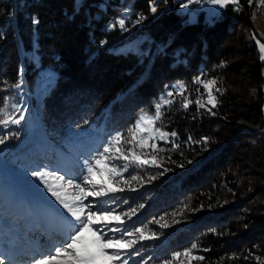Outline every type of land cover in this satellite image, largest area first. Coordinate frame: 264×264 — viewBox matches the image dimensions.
<instances>
[{
    "label": "trees",
    "instance_id": "trees-1",
    "mask_svg": "<svg viewBox=\"0 0 264 264\" xmlns=\"http://www.w3.org/2000/svg\"><path fill=\"white\" fill-rule=\"evenodd\" d=\"M117 1L0 0V108L6 107L7 116L14 119L23 114L37 121L36 128L26 134L24 119L19 124L0 125V138L8 137L0 145V160L30 171L69 172L81 151L80 143L90 142L97 134L103 138L120 132L124 137L140 112L155 114L161 97L170 99V104L162 105L157 123L176 135L155 141V152L150 148L143 152L148 159L155 155L156 164H132L122 176L124 179L129 172L147 167L164 173L138 193L123 188L102 197L112 201L114 210L122 215L124 224L115 222L122 231L144 228L146 234H157L128 251L146 264H164L166 260L172 264H264L260 260L264 244L256 243L264 231V196L262 212L250 218L259 225L244 232H238L232 220L239 213L237 205L217 207V202H212L220 198L222 188L231 185L225 177L226 164L235 152L231 138L239 141L247 137L243 128L250 127L241 121H250L254 134H264L263 61L261 65L246 62L244 70L254 89V100L244 103V109L233 107L227 113L218 107L216 97H223L226 105L233 104V97L218 80L234 46L241 45L242 54L256 49L258 41L246 20L248 0L228 3L211 22L205 20L202 9L189 20L186 10L177 9L178 1L165 0L168 7L154 17L163 19L162 26L138 52L114 49L116 43L143 30L142 25L119 35V26L110 28L114 17L110 7ZM132 1L128 15L137 19L149 0ZM18 5L29 10L32 35L19 34L24 22L17 14ZM240 21L247 30L241 42L233 28ZM187 37L192 38L191 47L184 52L180 40ZM39 67H49L53 74L43 79L37 76ZM197 77L216 81L214 107L207 103L208 93ZM178 83L185 85L183 95L173 87ZM185 97L190 101L187 108L183 107ZM4 118L5 113H0V119ZM218 125H229L233 134L230 140L208 148V134ZM123 146L125 150L130 144ZM110 161L116 166L115 160ZM119 184L114 186L121 188ZM131 209H136L135 215H125ZM245 238L248 241L241 243ZM185 249L191 251L190 256L183 255ZM174 253L181 255L174 258Z\"/></svg>",
    "mask_w": 264,
    "mask_h": 264
},
{
    "label": "rangeland",
    "instance_id": "rangeland-1",
    "mask_svg": "<svg viewBox=\"0 0 264 264\" xmlns=\"http://www.w3.org/2000/svg\"><path fill=\"white\" fill-rule=\"evenodd\" d=\"M78 1V0H76ZM178 1L179 5L178 10L187 12V19L193 20L195 16V11L202 9L204 11L205 20L211 22L213 17L217 16L222 9L220 5H214L210 3L201 2L188 3V0H173V2ZM254 2V1H253ZM187 5L182 8L181 5ZM249 4V0H248ZM254 4V3H253ZM152 6H155L157 11L153 13L151 11ZM133 7L132 0H118L115 2L110 9L114 14L112 24L110 28L114 25L119 26L117 21L119 19L125 20V29L119 32L121 34H129L132 30H139L143 25L142 31H137L132 37H129L126 41L122 43H116L114 46L115 50H131L138 52L140 50V45L144 42L150 40L152 33L158 27L162 26L163 19L154 20V17L164 8L168 7V4L165 0H149L146 6L143 8V15H136L137 19H131L128 15V10ZM17 14L20 19L24 22L23 27L20 29L19 34L23 35H32V27L30 21L29 10L24 5H18ZM248 11L246 15L247 25L248 23ZM140 17H143L141 20ZM254 27L261 38L264 39V20L259 18L254 14V9L252 5L251 10V21ZM139 22L137 23V21ZM244 21H240L234 24V36L237 37L240 42L244 39L245 35L247 37V30L242 26ZM251 31V29H250ZM245 34L244 36H241ZM118 35L112 37L113 41H117ZM190 39V40H189ZM258 41L256 43V49L247 54L241 53V45H235L232 52L229 53L228 61H225V67L221 70V74L218 80V84L225 88L230 95L233 97V104L226 105V100L219 95H216L217 87L213 88V95H216L218 98L217 103L220 109L224 110L227 113L231 112V108H236L237 110L244 109V103L254 100V89L250 85V79L248 74L245 72L244 68L246 67V62H251L256 65H261L260 61L264 62V59H261V56L264 55L260 51V44L262 43L256 37ZM191 37L180 40L181 46L186 52L189 47H191ZM29 55L30 53L27 52ZM34 62L36 61L35 53L32 54ZM264 68V66H263ZM53 71L49 67H39L37 69V76L45 78L47 75H52ZM217 85V84H216ZM42 85H39L35 89H39ZM207 93V91H206ZM208 103V96H207ZM209 104V103H208ZM211 106V104H210ZM142 113L140 112L135 118L132 126L135 124V121L139 118ZM150 114V113H148ZM154 115V114H150ZM263 115H264V106H263ZM242 125L250 126L249 129H244L247 131V137H243L241 140L232 141L233 129L228 125H218L213 128L212 132L208 134L209 143L208 148H214L219 145L220 142L226 141V139L231 138L232 144L235 145V152L233 159L226 164L225 177L229 181V184L226 188L221 189L220 198L217 200H212V202H217L216 206H226L229 204L237 205V210L239 211L232 220L235 221L236 227L239 228L238 232H244L247 229L254 228L259 223L256 221H251L250 218L255 213H260L263 210L261 205L262 197L264 196V143L261 139L264 140V134L260 131H253L250 121H241ZM37 126V121L32 120L31 118L25 117L23 120V127L25 134L32 132ZM255 126V125H252ZM155 127L161 128L156 122ZM129 129V128H128ZM128 129L125 131L124 138H129ZM162 129V128H161ZM255 129V127H254ZM166 132L164 129H162ZM256 130V129H255ZM249 132V133H248ZM252 132V134L250 133ZM168 133V132H166ZM170 132L168 133L167 139H171L173 136ZM147 135V133H145ZM114 137V134H106L105 137H101L100 134H97L90 137V142L80 143L81 151L75 157V164L73 165V170L66 172L69 175H65V172H59L58 175H64L65 179L75 178V182L81 184V187H85L86 191H93L91 185H86L83 183L84 177L87 175V165L88 163L94 162L99 158L100 153L103 152L104 147L107 146L111 139ZM93 138V139H92ZM92 139V140H91ZM167 139L163 140L166 141ZM161 140L159 138L156 139ZM93 142V143H91ZM151 142V141H150ZM127 144V143H124ZM126 147V145H124ZM123 146V149L125 148ZM133 145L130 144L129 148H132ZM127 148V149H129ZM127 149L125 153L127 154ZM137 149V150H136ZM137 152H145L147 149L136 148ZM108 155H113L109 153ZM143 158V157H142ZM115 160L117 168H123L125 161L123 159H112ZM0 165V240L3 241L4 245H9L7 250H3L5 253H8V250L15 249L13 256H18L16 261H26L31 255L34 247L46 248L49 244L50 235L55 233L58 235L59 231L62 230L63 224L59 219L58 215L53 211L52 205L55 206L59 212L63 213L65 216L70 217V214L67 213L63 206L59 204L55 197L48 192L44 184L36 177L31 176V172L26 168H13L12 166L5 163L4 160ZM111 161H109L110 163ZM132 164H129L130 168ZM41 170L40 168L34 170ZM44 171V170H42ZM4 172L6 175H4ZM46 172V171H45ZM52 172V171H49ZM163 170L155 167H147L141 172L132 171L128 173V176L124 180L131 181L130 185H125L123 180H120L121 188H130L133 192L138 193L142 187L146 186L150 180H154L163 174ZM135 176L136 180H131ZM100 179V177H96ZM74 189H68L67 195L74 194ZM128 193H131L129 191ZM105 201V202H104ZM86 204L92 206V211H96V204L101 203L106 205L109 210L114 209L112 201L108 202L104 198L89 196L84 201ZM114 215H117V212H113ZM110 227H118L113 221ZM264 228V227H263ZM46 229H49V237L46 239L44 235L41 237L45 238L40 240L37 238V235L45 234ZM237 233V232H236ZM239 234V233H238ZM109 235H115L117 238L119 236L116 233H109ZM230 236V235H229ZM47 237V236H46ZM231 237V236H230ZM259 241L256 243L260 246L264 244V231H261L258 235ZM248 241L247 238L243 239L241 243ZM38 243V244H37ZM261 250H264L261 248ZM261 254V253H260ZM21 257V259H19ZM24 258V259H23ZM122 259L128 260L129 264H146L141 259H138L134 256L133 252H125ZM264 261V254L260 259ZM6 264L8 260L6 259Z\"/></svg>",
    "mask_w": 264,
    "mask_h": 264
},
{
    "label": "snow or ice",
    "instance_id": "snow-or-ice-1",
    "mask_svg": "<svg viewBox=\"0 0 264 264\" xmlns=\"http://www.w3.org/2000/svg\"><path fill=\"white\" fill-rule=\"evenodd\" d=\"M193 2L199 3L201 0H188V3ZM204 2L223 7L230 2L235 3L237 0H204ZM186 6L184 4L181 5L182 8ZM151 11L155 13L157 11L156 7L152 6ZM140 19L142 20L143 17H140ZM117 23L122 30H126L124 19H119ZM260 51L264 53V44H260ZM261 59H264V55L261 56ZM196 81L203 85V88L208 93V103L214 107L216 98L212 92L216 81H204L199 77L196 78ZM18 86L14 85V87ZM173 87H178L180 94L183 95L185 89L183 83H178V85ZM172 95L173 93H168L169 97ZM171 102L170 99L161 97L160 102L155 105L154 115L142 113L135 121V124L128 129L129 138L125 139L120 132H117L110 143L104 147L99 158L94 162L88 163L87 175L84 177L83 183L91 185L93 191H86L85 187H81V184L75 182V178L65 179L64 175H58L57 173L61 169L52 172L32 171L31 176L38 178L44 184L48 192L56 198L59 204L63 206V209L70 214L71 218L59 212L52 205L53 211L63 224V228L58 235L55 233L50 235L49 244L46 248L34 247L32 255L23 262L12 259L10 255L6 257L3 251V241L0 240V264H6V259L8 264H129L128 260L121 258L122 255L133 249L139 241L155 239L157 234L154 232L150 235L146 234L144 228H135L134 231L124 232L120 227H110L113 221L123 225L124 219L122 215H114V209L109 210L101 203H97L96 211H92V206L84 201L89 196L105 197L109 193L123 191V188L114 185L119 184L120 180H123L125 185H130L131 181L124 180L122 176L129 164L143 166L157 163L155 155L148 159L146 153L137 152L135 149L150 148L155 152L157 150L156 139H167L169 134L161 128L155 127V124L162 115V105L170 104ZM7 103L8 100L6 98V106ZM189 103L190 101L185 97L183 107L187 108ZM197 103L199 104V101ZM200 106L203 107L202 104ZM15 111L19 112L20 109L16 108ZM0 113H5L6 115V118L0 119V125L19 124L24 119L23 114H21L19 119L7 116L6 107L0 108ZM171 135L175 136L176 133L173 132ZM7 139V136L0 138V145H3ZM124 143L133 145L132 148L127 149V154L123 149ZM109 153H113V155H108ZM112 159H123L125 161L123 168L111 166L109 161ZM65 175L69 174L65 173ZM98 176L100 179H96ZM117 177L120 179H116ZM136 179L137 177L135 176L131 178V180ZM68 189H74V194L67 195ZM140 207H143V205ZM135 212L136 209H131L125 215L130 217L135 215ZM156 222L159 223V221ZM161 227H167V224H162ZM109 233H120V237L117 238L115 235H109ZM192 248H196V245L193 244ZM180 255V253L173 254L174 258H178ZM183 255L188 257L191 255V251L185 249ZM197 259H202V257H197ZM164 264H172V261L166 260Z\"/></svg>",
    "mask_w": 264,
    "mask_h": 264
},
{
    "label": "water",
    "instance_id": "water-1",
    "mask_svg": "<svg viewBox=\"0 0 264 264\" xmlns=\"http://www.w3.org/2000/svg\"><path fill=\"white\" fill-rule=\"evenodd\" d=\"M253 1L254 0H249V4H248V23H249V26H250V29H251V32L252 34L254 35V37H256L258 40H260L262 43H264V39L261 38L259 36V34L257 33L252 21H251V10H252V5H253ZM3 162L0 161V165L2 164Z\"/></svg>",
    "mask_w": 264,
    "mask_h": 264
},
{
    "label": "built area",
    "instance_id": "built-area-1",
    "mask_svg": "<svg viewBox=\"0 0 264 264\" xmlns=\"http://www.w3.org/2000/svg\"><path fill=\"white\" fill-rule=\"evenodd\" d=\"M254 14L264 20V0H254Z\"/></svg>",
    "mask_w": 264,
    "mask_h": 264
},
{
    "label": "bare ground",
    "instance_id": "bare-ground-1",
    "mask_svg": "<svg viewBox=\"0 0 264 264\" xmlns=\"http://www.w3.org/2000/svg\"><path fill=\"white\" fill-rule=\"evenodd\" d=\"M253 9H254V4H253ZM46 233H47V236H48V234L50 235V233H49V229H46L45 234H46ZM37 238H39V241L45 239V238L41 237V234H40V235H37ZM46 239H47V238H46ZM37 244H38V243H37ZM8 248H9V245H4V246H3V250H7ZM14 250H15V249H11L10 251L8 250V253H5V254H6V257L10 255L12 259H14V260L17 259L18 256H13ZM5 252H6V251H5ZM21 257H22V256H20L19 259H21ZM23 259H24V258H23ZM18 261H19V260H18Z\"/></svg>",
    "mask_w": 264,
    "mask_h": 264
}]
</instances>
